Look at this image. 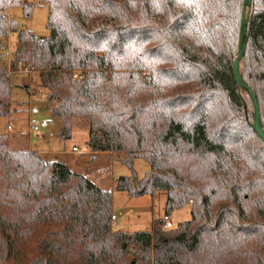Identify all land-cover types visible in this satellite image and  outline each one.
I'll return each instance as SVG.
<instances>
[{
    "label": "trees",
    "instance_id": "16d2710c",
    "mask_svg": "<svg viewBox=\"0 0 264 264\" xmlns=\"http://www.w3.org/2000/svg\"><path fill=\"white\" fill-rule=\"evenodd\" d=\"M47 37L17 33L0 69V117L9 116L10 72L39 78L56 136L88 130L132 174L113 190L164 192V214L190 219L145 231L112 228V191L0 133V264H264V142L233 63L244 0H43ZM0 0V39L17 31ZM243 82L264 131V0H252ZM80 71L78 78L74 73ZM148 164L144 176L134 161Z\"/></svg>",
    "mask_w": 264,
    "mask_h": 264
},
{
    "label": "rangeland",
    "instance_id": "374dc122",
    "mask_svg": "<svg viewBox=\"0 0 264 264\" xmlns=\"http://www.w3.org/2000/svg\"><path fill=\"white\" fill-rule=\"evenodd\" d=\"M27 3L32 5L29 16L24 15L20 6H12L8 9L9 18L17 22V31H11L7 37L0 39V69L4 66L9 68L19 30L27 29L38 37H47L50 34L46 26V3L43 0H27ZM19 66L18 70L10 72L11 112L9 116L0 117V133L8 134L12 148L18 146L29 150L27 141L32 149L43 148L46 144H43L45 142L42 140L41 132L54 131L56 126H59V122L50 113L51 104L44 100V89L39 84L37 74L31 73L28 68ZM33 125H36L39 130H31ZM72 132L74 133L73 139L78 144H81L84 136L88 134V130L80 123L73 126ZM58 142L59 139L58 141L54 139L51 145ZM147 169L148 164L144 160L134 161L136 177L144 176ZM113 174L115 177H131L132 172L124 164L115 161ZM165 200L166 194L160 191L154 196L130 197L124 191L113 190V221L116 222V230L124 229L125 232H135L149 229L153 219L162 218ZM170 216L173 219V228L189 220L191 217L189 205L173 211Z\"/></svg>",
    "mask_w": 264,
    "mask_h": 264
},
{
    "label": "crops",
    "instance_id": "0c3cea01",
    "mask_svg": "<svg viewBox=\"0 0 264 264\" xmlns=\"http://www.w3.org/2000/svg\"><path fill=\"white\" fill-rule=\"evenodd\" d=\"M57 126L52 132H41L42 140L45 142L43 144H46V146L35 149L41 158L49 164H63L72 173L85 176L101 189L113 191L114 180L117 178L113 174V163L115 162L113 154L108 151L90 150L86 145L88 134L84 136V140L81 144L75 142L73 139V132L70 139L63 140L58 138L56 136V131L59 126ZM54 139L57 141L59 139V144L51 145ZM47 144L49 146H47ZM27 146L29 149H32L29 145V141H27ZM74 147H76L75 151H73ZM115 224L116 222L114 223L113 221V230L125 232L124 229L116 230Z\"/></svg>",
    "mask_w": 264,
    "mask_h": 264
},
{
    "label": "water",
    "instance_id": "95a60500",
    "mask_svg": "<svg viewBox=\"0 0 264 264\" xmlns=\"http://www.w3.org/2000/svg\"><path fill=\"white\" fill-rule=\"evenodd\" d=\"M251 1L252 0H244L243 5H242V15H241V22H240L239 37H238V55H237L236 60L233 63V70H234L238 85L243 89L246 88L248 91V94L252 98V101L254 104L253 127L264 142V131L262 129V125L260 121L257 100L253 92L251 91V89L247 87L246 84L243 82L242 76L239 73V62L245 52L247 23H248V18H249L248 13L251 7Z\"/></svg>",
    "mask_w": 264,
    "mask_h": 264
},
{
    "label": "built area",
    "instance_id": "2783aa9c",
    "mask_svg": "<svg viewBox=\"0 0 264 264\" xmlns=\"http://www.w3.org/2000/svg\"><path fill=\"white\" fill-rule=\"evenodd\" d=\"M79 76H80V71H76L74 73V77L78 78ZM37 129H38V127L36 125L31 126V130L34 131V130H37ZM75 150H76V147L73 148V151H75ZM162 219L164 221V227L165 228H168V229L169 228H173V219L171 218L170 215L163 214Z\"/></svg>",
    "mask_w": 264,
    "mask_h": 264
}]
</instances>
